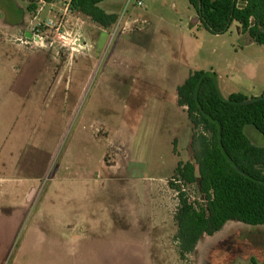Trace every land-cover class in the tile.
Wrapping results in <instances>:
<instances>
[{"label": "rangeland", "instance_id": "rangeland-1", "mask_svg": "<svg viewBox=\"0 0 264 264\" xmlns=\"http://www.w3.org/2000/svg\"><path fill=\"white\" fill-rule=\"evenodd\" d=\"M112 1L99 5L118 16L112 27L40 18L18 54L1 41L26 3L0 0V264H264V226L235 221L180 262L168 187L177 163L193 162L177 87L201 70L223 98L258 97L264 46L237 23L210 34L187 0ZM181 188L204 203L197 184ZM77 228L81 241L58 236Z\"/></svg>", "mask_w": 264, "mask_h": 264}, {"label": "trees", "instance_id": "trees-1", "mask_svg": "<svg viewBox=\"0 0 264 264\" xmlns=\"http://www.w3.org/2000/svg\"><path fill=\"white\" fill-rule=\"evenodd\" d=\"M30 14L37 3H65L102 29L118 19L99 5L105 0H20ZM200 26L212 35L240 25L253 43L264 46V0H187ZM177 105L191 125L193 162H178L170 190L176 193L173 237L180 262L194 252L203 236H213L226 223L235 221L251 227L264 226V92L258 97L240 93L223 98L213 72L194 71L176 89ZM253 127L263 139L253 145L244 127ZM173 142V152H175ZM176 181L177 183H174ZM197 184L204 203H193L181 186Z\"/></svg>", "mask_w": 264, "mask_h": 264}, {"label": "crops", "instance_id": "crops-1", "mask_svg": "<svg viewBox=\"0 0 264 264\" xmlns=\"http://www.w3.org/2000/svg\"><path fill=\"white\" fill-rule=\"evenodd\" d=\"M112 3H115L116 5H120V4H122V1L113 0ZM26 6H27V3H26ZM26 6H25L24 11H22L23 8H20L15 14L12 13V15L14 17L9 21L10 23L7 24L8 25V27H7L8 29L6 31L7 33H4L3 40L1 41V44H7L9 48L14 47L16 53H18V54L26 53V52H23V50H22L23 45L19 44L18 41L20 40V38H19L20 34L22 33V30L27 25V23L35 24L40 20V18L45 17L44 19L48 20L51 24L58 26V24L61 25L62 23H64V25L71 27V29L73 30L75 28V26L77 27V23L79 22V19L81 17H84L78 13H70L67 10V5L65 3L61 4V2L53 3V4H45V3L39 2V3H37V10L35 11V13H32V14H30L26 11ZM56 9H57V12H55ZM59 12H60V14H59ZM61 16H62V18L59 19ZM84 18L88 19L86 17H84ZM12 38H14V40H11ZM23 38L25 39V41H27V42H25L26 44H29V42L32 40L31 34L29 32H23ZM250 41L252 42L251 39H250ZM14 49L12 48V50H14ZM28 54H32V52L30 51V53H28ZM9 57H15V55H12ZM24 66H25V64H22L21 66H19L18 69H16L14 71L15 72L14 81L20 75V72L23 71ZM217 85H218V82H217ZM218 89H219V86H218ZM219 92H220V89H219ZM176 103H177V100H176ZM191 135H192V131H191ZM173 142H175V144H176L175 146H178V141L176 139ZM190 142H191V140H190ZM189 146H190V143H189ZM33 189L34 188L32 187L29 190V192L32 191ZM23 219H24V214H23ZM74 231L75 232L73 234L69 233L67 236L66 235H58V236H63L62 241L65 242L68 237H71V236L75 237L76 234H78L76 237L80 240V238H81L80 235H82L81 231L78 228Z\"/></svg>", "mask_w": 264, "mask_h": 264}, {"label": "built area", "instance_id": "built-area-1", "mask_svg": "<svg viewBox=\"0 0 264 264\" xmlns=\"http://www.w3.org/2000/svg\"><path fill=\"white\" fill-rule=\"evenodd\" d=\"M130 2V0H128ZM136 5L139 7H144V0H135Z\"/></svg>", "mask_w": 264, "mask_h": 264}]
</instances>
